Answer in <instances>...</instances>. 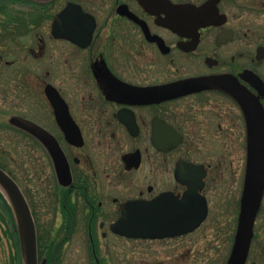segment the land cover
Listing matches in <instances>:
<instances>
[{
    "label": "flooded vegetation",
    "instance_id": "flooded-vegetation-1",
    "mask_svg": "<svg viewBox=\"0 0 264 264\" xmlns=\"http://www.w3.org/2000/svg\"><path fill=\"white\" fill-rule=\"evenodd\" d=\"M0 6V128L14 137L27 176L49 185L33 197L19 185L36 226L39 264H264V191L249 249L235 250L247 127L264 116V0ZM206 76L215 88L174 99L155 93ZM12 117L40 136L13 126ZM171 128L182 138L174 149ZM207 146L210 160L194 159ZM235 146L243 147L241 168ZM59 151L69 185L58 179ZM180 160L196 166L178 172L182 181ZM199 181L207 214L192 232L155 239L117 232L128 202L181 199ZM245 216L249 221L250 208Z\"/></svg>",
    "mask_w": 264,
    "mask_h": 264
},
{
    "label": "water",
    "instance_id": "water-1",
    "mask_svg": "<svg viewBox=\"0 0 264 264\" xmlns=\"http://www.w3.org/2000/svg\"><path fill=\"white\" fill-rule=\"evenodd\" d=\"M216 87L212 76L188 79L155 89V93H167L170 99L191 94L201 90H209ZM49 89V88H48ZM48 93H57L51 88ZM10 123L24 130L39 135V130L30 122L19 117H12ZM247 170L245 188L242 200V214L237 234L235 250L239 255L241 251L247 252L252 238L253 223L264 191V116L260 124L249 123L247 127ZM181 136L171 128V149L177 148L181 143ZM48 148L52 144L45 142ZM58 162L61 168L58 173L60 184L69 185L71 178L64 156L59 151ZM196 169L193 164L178 161L176 178L182 181L181 170L190 172ZM179 174V175H178ZM200 180V178H199ZM203 182L196 185H188L189 189L181 199L166 195L153 201H131L124 205V214L118 222L117 232L127 237L141 238H165L186 234L196 229L207 214L206 200L198 191ZM0 192L6 198L17 227L23 264H38L37 237L34 219L20 187L14 179L0 168ZM250 208V219L245 216ZM186 219L181 223L178 219ZM234 256V259L237 257ZM233 261V260H232ZM231 261V264H233ZM43 264V263H42Z\"/></svg>",
    "mask_w": 264,
    "mask_h": 264
},
{
    "label": "rangeland",
    "instance_id": "rangeland-1",
    "mask_svg": "<svg viewBox=\"0 0 264 264\" xmlns=\"http://www.w3.org/2000/svg\"><path fill=\"white\" fill-rule=\"evenodd\" d=\"M1 52H3V46H2V42L0 41V53ZM0 68L4 70L3 64H1ZM44 73H45V69H43L42 72V79L46 80L47 78L44 77ZM4 86H5V78L2 76V72H1L0 93H6ZM17 92L20 93L19 91ZM0 121H1V116H0ZM14 140H15L14 137L8 130L0 128V165L3 166L5 170L13 174V176L16 178V181L21 186L24 192L27 191L32 197L36 195L39 196L42 191H45L44 188L49 185L45 181L46 179L44 180L41 177L39 178V177L27 176L26 168L24 166L25 162L20 157L18 146ZM209 149L210 146L205 147V149L203 150L201 149L197 150L200 154L199 155L196 154L194 159L210 160V157L212 155ZM233 154H234L235 166L241 168V165L243 164V147L242 146L233 147ZM7 223H8V216L0 203V264H9L10 242L7 237L8 236ZM45 242L46 245L44 246V248H48L47 251H49L50 250L49 246L51 243L50 237L47 238Z\"/></svg>",
    "mask_w": 264,
    "mask_h": 264
},
{
    "label": "trees",
    "instance_id": "trees-1",
    "mask_svg": "<svg viewBox=\"0 0 264 264\" xmlns=\"http://www.w3.org/2000/svg\"><path fill=\"white\" fill-rule=\"evenodd\" d=\"M1 8V6H0ZM0 167L3 168V166L0 165ZM12 175V174H10ZM0 203L1 206L4 208L7 216H8V223H7V237L10 242V256H9V264H23L22 261V253L19 243V237L16 227V222L12 213V210L3 196V194L0 192Z\"/></svg>",
    "mask_w": 264,
    "mask_h": 264
}]
</instances>
